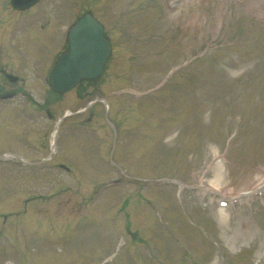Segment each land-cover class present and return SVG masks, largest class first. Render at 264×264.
Instances as JSON below:
<instances>
[{"label": "rangeland", "instance_id": "obj_1", "mask_svg": "<svg viewBox=\"0 0 264 264\" xmlns=\"http://www.w3.org/2000/svg\"><path fill=\"white\" fill-rule=\"evenodd\" d=\"M76 2L93 7L115 42L107 74L90 90L98 97L113 94L112 113L107 102H100L67 119L73 128L71 142L64 146L62 129L52 162L28 166L8 155L0 159V264H264V128L258 131L256 125L264 126L263 65L258 67L264 59V0H72V8ZM205 46L215 58H209L208 66L219 65L234 87L223 92L212 88L202 64L195 72L191 62L189 72L179 74L191 54H200ZM194 72L203 74L199 80L209 89L199 86L193 96L201 89L202 98H189L194 101L183 106ZM215 79L227 86V79ZM37 83L35 99L46 100L43 83ZM120 87L123 92L115 96ZM94 95L79 99L69 92L51 107L72 104L79 109ZM180 95L181 101L176 100ZM31 101L17 95L10 106L0 105L1 112L14 109L11 116L17 115L12 122L4 118L6 123L0 117V151L26 157L20 150L47 142L41 134L50 120L42 111L47 106ZM106 112L120 126L117 138ZM11 123L23 126L24 143L31 146L14 141L4 129ZM170 124L175 127L169 129ZM179 129L181 137L175 135ZM113 144L120 166L108 162ZM60 161L71 170L61 168ZM116 178L120 184H108ZM203 186L217 192H206ZM255 188L256 194L243 193ZM40 193L46 197L38 199ZM225 197L230 204L223 215L219 201ZM27 198H34L28 210L37 211L18 217L20 222L2 223V213L16 214ZM49 214H61L62 226L65 218L71 225L76 222L70 229L74 237L64 241L67 246L54 242L60 233L33 217L46 222ZM115 229L124 237L114 238ZM106 237L109 246L124 242L117 260L115 245L101 254L91 247L98 242L93 240ZM20 238H25L21 244ZM23 242L26 253L19 255L15 244ZM75 242L71 254L78 260L63 257L58 262L54 255Z\"/></svg>", "mask_w": 264, "mask_h": 264}, {"label": "water", "instance_id": "obj_2", "mask_svg": "<svg viewBox=\"0 0 264 264\" xmlns=\"http://www.w3.org/2000/svg\"><path fill=\"white\" fill-rule=\"evenodd\" d=\"M78 76H79V75H78ZM54 80H55V81H60L63 87H67V86L69 85V84H68L69 81L66 80L64 74H61V75H59V74H57V73L54 74Z\"/></svg>", "mask_w": 264, "mask_h": 264}, {"label": "bare ground", "instance_id": "obj_3", "mask_svg": "<svg viewBox=\"0 0 264 264\" xmlns=\"http://www.w3.org/2000/svg\"><path fill=\"white\" fill-rule=\"evenodd\" d=\"M224 218V217H223ZM235 245H237V244H235Z\"/></svg>", "mask_w": 264, "mask_h": 264}]
</instances>
